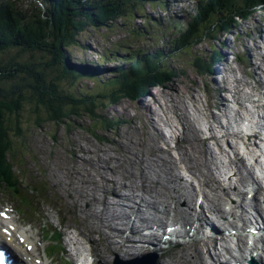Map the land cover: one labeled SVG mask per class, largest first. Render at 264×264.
<instances>
[{
    "label": "rangeland",
    "instance_id": "374dc122",
    "mask_svg": "<svg viewBox=\"0 0 264 264\" xmlns=\"http://www.w3.org/2000/svg\"><path fill=\"white\" fill-rule=\"evenodd\" d=\"M19 1L21 4H27L28 7H31L34 3L32 2L34 0ZM150 1L153 3V0ZM195 1L196 0H178V6L173 7L169 11L166 10L167 12L158 8L149 10L146 7L147 11L145 15L150 16L153 19H157L158 23L155 27L153 26L152 30L148 31L151 37L143 38V40H146L147 42L145 43V46L149 47V44H153L159 38L162 39L164 35L168 36L171 31L169 28L175 30V27H170L171 24L167 20V15H172L173 18H179L177 24H181L187 19V15L184 11L186 10L192 12L193 8H195ZM153 5L157 6V4ZM205 14L206 13H203V15ZM256 14L258 16L255 15L250 20L241 21L237 28L231 31V33H221L223 35H217V33L213 32V34H215L214 37H212L213 34L205 36L200 41V45L198 44L194 49H186L187 51L185 53H189V55L180 53L174 56L173 60H169L168 63L175 67L176 75L162 86L150 89L148 94L143 97L136 99L123 98L113 104L115 100H108L104 93L102 96L99 95L101 90L98 89L97 84L94 85L99 82V80L92 79V81H90L89 79L84 78L78 81L77 77H73L71 86L68 88L69 92L75 94L74 86L78 87V85L82 83V88L85 92L82 93V95L88 93L95 94L98 99L106 102L96 108L95 113L99 114L102 112V115L109 114L117 120L123 119L125 122L121 125H116L113 129H103V126L93 127L95 119H93L88 112L83 111L75 113L73 116L76 117H72V119L68 122L58 125L57 127L56 125L47 126L45 130H36V128H33L39 127L36 125V122H29V124L33 125L31 129L24 132V141L22 142V140L19 139L21 142H19L18 145H15L16 148L14 150L17 155L13 158L10 157L12 158L14 167H19L20 171L19 173L10 172L9 177L13 178L14 174L17 173L21 180H24L30 188H26V185H23L21 187L23 194L21 192H17L16 194L13 192L8 193L4 190V192L8 194L2 193L0 195V203L5 205V201L12 202V204L17 208L19 217L23 222L22 211L24 212V210L22 208H24V205L19 199H22L21 197L24 196L27 200L28 196L31 197L33 195L32 203H38L37 205L41 208L42 214H47L54 219L57 218L60 213L64 217L66 223L69 222L68 226L73 227V229H75V227L79 229L80 227V231L77 235L81 237H85L87 235V237L93 238V234L97 232L96 234L99 236L100 246L102 247V251L100 250V252H105L104 254L102 253L103 257L109 251L115 252V248L112 249L113 245L109 241L110 236L107 235L109 232L105 231L107 229L109 230V228L104 224L101 227L92 223H96L98 216L95 215V212H98L101 206L103 210L106 208L105 211L113 209V213L118 214V207H115L117 206V204H115L116 198L113 199V196L110 194V189L113 187H111L112 184H110V186L108 185L107 188L99 186L101 184L96 187L91 180L99 182L100 177L95 178L94 176H91V180L86 182L84 181L85 178L81 177L79 174H94L95 169L101 171L100 173L106 177H111L114 173H116L118 180L120 179L119 181L123 184H128L129 187H137L138 190L143 191L142 187L147 190L148 186L154 185V180H156L157 177H160L157 179L161 181L162 177L165 176V173L157 172V170L160 169L165 170V164L160 162L158 159L159 157H162L166 163H171L175 168L177 166L174 161L178 164L179 167L177 173L182 175L180 178L181 181H183L184 178H189L195 182L194 177L190 176V178L187 175L186 168L184 166L185 163L180 158L182 151H186V153L191 157L195 154L202 155L204 158L207 156L209 165L211 160V170L213 175H215V178H217V182H221L225 173L227 174L232 171V169L229 168L236 166L237 163L240 162L239 159L243 160L248 169L255 170L256 172L259 171V173L264 172V163H260L259 167H257L255 160L253 165L248 167L249 161H253L254 152L250 150V148L246 149L245 145L242 142H239V131H228L225 128V124H227L229 129H232V125L234 127H238L237 124H239V121L236 117L237 110L247 112L249 115L254 113V108L248 100L251 99V96H249L248 93L250 91L249 87L242 84L239 87L240 90L236 89L237 92L234 94L236 95V97L234 96V99H238V102L227 103L228 105H224V107L217 110L216 103L219 100L218 97H220V95H226V92L220 90L221 85L216 84V81H214V75H207L206 77L200 76L192 68H190L188 64L190 60L189 56L192 52H200L203 56L208 55L211 52V46L214 45L216 47H220L222 53L227 55L226 59L219 64V69L227 68L229 65L238 67V69H235V72H232L229 75L226 73V82L233 79L232 77L237 73H243V75L246 76L242 69L245 70L246 65L249 62L252 65L251 59H255L252 58V54L255 55L256 51L264 45V40L260 41L261 37L264 36V32L261 31L264 27V9H260ZM141 18L142 17L133 20V30L136 31L137 27L141 26ZM117 22L118 24L121 23V21ZM179 28L180 27L177 29ZM255 30L261 31V33H258L255 36V34H252ZM100 33L101 35L99 33L94 34V40L91 42L92 52L88 51L87 53H80L75 51L74 56L77 58H79V56L85 58L88 54H92L90 59L96 60L94 52H109L112 54L111 50L113 51L118 48L121 52L118 53L119 55L129 52V57L123 60H130L136 53L141 54L144 52L140 46L133 47L132 51L130 48L126 47H132V42L138 40V36L144 35L143 32L139 30H137V33H128L125 29L111 31L102 30ZM167 38L169 39V37H166V39ZM162 40L165 41L164 39ZM118 41H121L122 46H117L119 43ZM221 41H223V43L219 45ZM255 43L259 46L256 50L253 49V45ZM233 51H237L239 56L240 54L242 55L247 53L244 57L248 56L249 59H245L240 64H237L236 60L234 61L233 59ZM14 53L15 49L1 51L0 57L4 56V58H8ZM261 58L263 59L264 57ZM86 59L88 58L86 57ZM116 64L117 62L112 61L106 65L114 66ZM110 72L111 71L108 70L105 75L101 77V79H106ZM225 72H223V74ZM250 73L248 75H250ZM215 76L222 79L220 74ZM258 79H261L264 82L262 78L258 77ZM108 86L112 85L110 84ZM109 89V87H104L103 91L108 93ZM177 90L179 93L176 92ZM238 93L240 95L239 97ZM216 112L220 117V120L212 118V113ZM28 114H30V110H22L21 113H19L18 118L21 121L22 127H25L28 124L24 121L27 120ZM253 121L251 122L252 124ZM183 125L185 128L187 127V129H194L199 139L191 130L185 129L186 132H183ZM12 126V124L7 125L9 130ZM144 131H147L148 137ZM234 132L237 134L234 135ZM181 133L183 134L181 135ZM214 135L217 139H215ZM205 137L207 139H204V141L201 140ZM103 138L106 141L102 140ZM199 140L200 143H204V146L208 148L207 151H204V148L200 145ZM152 141L156 142L157 146L159 145L160 151H156L158 147L150 145V143H153ZM193 141L196 143L194 149L190 146V143L193 144ZM238 146L240 154L236 153V148ZM75 148L78 151H76ZM80 148H82V150H79ZM152 148L154 151L151 150ZM164 150L167 152L165 153ZM186 153L183 154V157L188 162L190 159ZM228 155L231 159H233L235 165L228 163ZM198 159H200V156H198ZM19 163L22 164L19 165ZM142 168L145 169L147 177L140 175ZM243 168L246 169L245 166ZM234 182L235 177H233L232 180H229L226 189H224L220 183L219 185L222 190L228 191L229 189L228 192H230V185H235ZM139 187L141 189H139ZM92 188H94V190H92ZM235 188H237V186ZM28 189H31L32 191L30 192ZM126 189L124 187L117 186L115 191H118L117 193L119 195L130 193ZM233 191L234 190H232V192ZM25 192H27L28 196ZM90 192H94V194L98 197L102 196V200H107L109 202L108 205L104 206L98 202L93 205H89V199H91V196L93 195H89L86 198L80 197L82 194L85 195V193ZM100 193L101 196H99ZM228 200V197H226V200L224 199L225 202H228ZM123 201L125 200L123 199ZM123 201L118 200V205L121 204L122 206ZM245 203L248 202L245 201ZM202 204H204L203 206L206 204L204 199ZM61 209H65V211L62 213ZM126 211L129 212L127 209ZM107 223L108 222H106V224ZM73 229L69 228L68 234H70ZM85 229L89 232V234ZM108 243H110V245H108ZM87 247L88 243L83 242V246L79 248V251L84 250ZM91 247L95 248L98 253L96 243L93 240L90 244V248ZM182 247L183 246L176 247L171 251H177L180 249V252ZM189 252V250L183 252L184 256L181 259L183 260L182 263L189 264ZM114 257L115 255L112 253V255L110 254L108 256V260L112 263ZM101 263L104 264V261Z\"/></svg>",
    "mask_w": 264,
    "mask_h": 264
},
{
    "label": "trees",
    "instance_id": "16d2710c",
    "mask_svg": "<svg viewBox=\"0 0 264 264\" xmlns=\"http://www.w3.org/2000/svg\"><path fill=\"white\" fill-rule=\"evenodd\" d=\"M44 6L34 2L31 7L19 0H0V52L15 49L8 58L0 57V182H13L12 158L15 145L25 139V133L36 122L37 129L64 124L79 111L88 112L95 119L93 127H113V119L106 114L95 113L101 101L95 94H84L81 85L74 86L75 94L68 91L71 77L76 74L69 63L70 49L82 47L81 40L101 27H112L115 20L122 18L128 25L134 20V10L140 0H41ZM229 18L225 16L209 23L202 15L192 17L180 28L179 36L170 39L169 54L156 51L155 55H143L135 60L119 55L118 48L105 59L131 62L125 70L123 65L115 67V77L101 85L109 87V99L116 103L121 97H142L150 87L170 81L174 74L167 60L179 51L196 46L215 26L222 29L233 27L235 16L246 18L251 7L264 0H236ZM33 2V1H32ZM212 7L229 6L224 0H210ZM26 5V7H25ZM212 21V22H213ZM214 24V28L212 25ZM147 27V25H145ZM219 30V29H217ZM178 30L175 35H177ZM211 34V33H210ZM81 39V40H80ZM173 53V55H171ZM188 54L189 53H185ZM219 50L213 49L210 56L192 52L188 62L199 74H208L210 61L216 59ZM39 55V56H38ZM50 55V56H49ZM38 58V59H37ZM69 73V74H68ZM112 86H108V85ZM114 88V90L111 89ZM73 92V93H74ZM100 93V95H102ZM117 99V100H116ZM95 100V101H94ZM22 110H30L28 124L21 126L18 116ZM12 124L10 128L7 125ZM55 130V129H54ZM53 130V131H54ZM17 137V138H15ZM12 157V158H10ZM11 178V179H10Z\"/></svg>",
    "mask_w": 264,
    "mask_h": 264
},
{
    "label": "bare ground",
    "instance_id": "6f19581e",
    "mask_svg": "<svg viewBox=\"0 0 264 264\" xmlns=\"http://www.w3.org/2000/svg\"><path fill=\"white\" fill-rule=\"evenodd\" d=\"M184 24H185L184 21L181 24H177L176 23V27L178 28V27H181L182 25L184 26ZM177 30L178 29H176L174 33H176ZM263 72H264V70L262 69V73ZM262 83H263V81L261 79H258L259 87H262V85H261ZM176 92L179 93L178 90ZM236 92H237V90L234 89V94ZM234 94L232 95L233 98L236 97V95H234ZM185 129H187V127L185 128V126L183 125V132L185 131ZM187 130H191L193 132V134L195 133L194 129L188 128ZM144 132H145L146 136L148 137L147 131H144ZM182 134L183 133H181V135ZM195 135L198 138L197 133H195ZM204 139H206V138H203L201 140L204 141ZM152 142L153 143H150V145L158 147L156 149V151H160L159 145L157 146L156 142H154V141H152ZM199 143H200V140H199ZM200 145L202 146V148H204V151H207L208 148H206L204 146V143H200ZM190 146L192 147V149H194L195 146H196L195 141H193V144L190 143ZM75 150L78 151L76 148H75ZM79 150H82V148H80ZM151 150H153V148ZM164 151H165V153L167 152L166 150H164ZM134 153H135V151H134ZM181 153H182V155L180 156V158L184 161V163H185L184 166H185L186 170L189 172V174H191L190 176H192V177L197 179V182L199 184V187H200L199 190H201V193H202V196H201L202 200H201V204L200 205H199V203L198 204L197 203L194 204L195 200H197V197H196L197 194L196 193H192L194 188H193V186H191V183L187 182L192 187V189H189L188 186L186 185V182L180 180L181 176L179 175V173H177V170H178L179 166L174 160H172V161H174L175 165L177 166L176 168L173 167V165L171 163H166L162 157H159L158 158L159 161L162 162L163 164H165V170H161L160 169V170H157V172L165 173V176L162 177L161 181L158 180L160 177L159 178L157 177L158 179L156 178V180H154V185L153 186H148L147 190L142 187L143 191L138 190L137 187H129L128 184H123L121 181H119L120 179L118 180L116 173H114V175L111 176V177H106V176H103V174L100 173L101 171H99L98 169H95V173L94 174L93 173L92 174L91 173L90 174L86 173L87 175L84 174V173L83 174H79L81 177L85 178L84 181H86V182H89L91 180L90 179L91 176H94L95 178L96 177H100V181L99 182H96L95 180H91L95 184L96 187H98V185L101 184L99 186H103V187L107 188L108 185L110 186V184H112L111 187H113V188L110 187L111 188L110 189V194L113 196V199L116 198L117 201L118 200H122L123 201V199H124L125 202L127 203V204H123V205H125V207L122 208V206L120 207L118 205V202L115 201V204H117V206H115V207H118V214L111 213V211L113 212V209L105 211L106 208L103 210L102 206L98 210V212H95V215L98 216V217H97L96 223H92V224L97 225V226H101V227L104 224L105 226H107L109 228L110 233H108V234L106 233V234L108 236H110V240L109 241L113 245L112 249L115 248L114 250L120 249L122 251H127V248H130L133 251H135V249H141V251H142L143 250L142 248H144V249L147 248V246L145 245L147 239H142L141 236H137V235H140V234L144 235L145 234L144 233V229H146L148 226H150V224L148 222H146V218L142 216L143 215L142 209H144L146 206H148L147 209H145V211L150 210V209L153 208V206L156 203H158L157 200L154 201L153 198H149L147 196H153L154 195V197H156V198H158L160 196H164L163 197L164 198L163 202H164V205H165L164 216H167V214H169L170 210L173 211L172 216L171 215L168 216L167 222L180 221V222H178V224H188L190 227L193 228L194 232H197L198 230L203 229V227H202L203 224H205L206 226H212L211 230H214V232H215V231H219L220 230L219 228L226 227L227 225L228 226H235L237 220L241 221L243 224L245 223L244 214H246L247 211H248L245 208V206L247 205V203H245V201H241L244 204V206H240L239 207L240 208L239 209V213H238V215L234 216L233 220L224 221V220L220 219V217L223 216V213H224L223 212L224 199L227 196H229L230 192L222 190V188L220 187L219 183L215 180V176L213 175L211 167H210V165L208 164V161H207L208 157L205 156V158H204L202 155H197L195 153H194L195 155L193 157H191L189 154L186 153V151H182ZM185 153L187 154L188 158L190 159V161H188V162L183 157V154H185ZM96 154H98V153H96ZM132 156H133V154H132ZM198 156H200V159H198ZM145 157H146V155H145ZM129 159H130V157H129ZM239 161L241 162V159H239ZM134 167H136V166H134ZM130 168H129V171H130ZM236 170L239 171V166H238V169H236ZM78 173H79V171H78ZM239 173H241V171ZM140 175L147 177V173L145 172L144 168H142V171H141ZM150 178H152V177H150ZM244 178L246 180H248V176L247 175L244 176ZM162 180L165 181V182H163ZM214 182L216 184H214ZM239 184H241V175L239 176L238 185ZM90 185H92V184H90ZM131 185H132V183H131ZM149 185H151V184H149ZM206 185H208V186H206ZM238 185H237V187H238ZM117 186L124 187L125 189L127 188L126 190H128L130 193H128V194H120L119 195L117 193L118 191L117 192L115 191V188ZM201 186H202V189H201ZM209 187H210L211 190L209 189ZM139 189H141V188L139 187ZM92 190H94V188H92ZM119 191H120V189H119ZM233 192H236V188L235 187H234V191ZM238 193L240 195L244 194V192H241V191L240 192L238 191ZM236 194H237V192H236ZM89 195H93V196H91L92 198L89 199V201H90L89 205H93V204L98 202L99 204L107 206L108 203H109L107 200H102L101 193L99 194V196H101V197L96 196L94 194V192L85 193V195L82 194L80 197L81 198L82 197L86 198ZM103 196H105V195H103ZM163 198H161V199H163ZM181 199H184L186 201V204L182 205V203L180 201ZM203 199L205 200V203H206L205 206H203V204H202L203 203ZM240 199H244V197H240ZM173 201L175 203L174 207L171 206ZM189 204H191L192 206H190ZM197 205H198V207H197ZM251 205H252L251 207L256 208V209L260 210L262 213H264V209L261 208L259 203L253 202ZM128 207H129V212H126V209ZM204 207H207L208 210L205 211ZM101 213H103V214H101ZM129 213L133 214L136 217H134L132 215H129ZM114 218L116 219L118 224L121 226L119 228V230L114 229V227L109 225L108 223H107L108 225L106 224V222H108L109 220H112ZM1 222L2 221H0V223ZM151 222L156 224L157 227H162L161 225L163 224V221L161 219L150 218V223ZM4 226L5 225H2V226L0 225V231H5L6 228ZM125 231H127L130 234H134L136 236L134 237L133 240H128L127 237H122V234H124ZM149 234L153 235V232L152 233L150 232ZM212 234H214V233H212ZM159 236H160V233L158 234V236H154L153 239H156ZM115 237H119L121 239L120 240H116ZM70 238H72V237H70ZM213 238H214V236L210 235V236L204 238L207 241H205V240L199 241L198 246H196L194 248H191L189 250L190 251L189 252V257H188V259L190 260L189 264H211L209 259L211 257H213V255H211V253L209 255L208 242L210 241V246L212 247V249H215V250L217 249V248H215V241H214ZM240 238H242V237H240ZM28 239H30V241H31L30 243L34 244L33 245V250L36 252V246H35L36 245V241H35L36 239L35 238H31V237H28ZM3 240L6 241V237L5 236H3ZM126 242H129V243L125 244ZM110 243H108V245H110ZM201 246L204 247L203 249H205V252L201 251V248H200ZM14 247L20 254L27 256L26 252H29L30 257L35 259L34 256L31 253L32 251H27L24 248L23 244H20V243L16 242ZM226 248H227V245H225L223 247V249H224V252L229 255V260L230 261L232 259L235 260V261H239L241 259H244L243 251H241V254L233 255L231 253V251H229V250L226 251ZM90 251L92 253H96L97 254L95 248L91 247ZM130 252H129V254L124 253V252L123 253L127 257H129V256H131V257L132 256H134V257L137 256V254H133L132 252H131L132 255H130ZM217 254L221 255V253H217ZM183 256H184L183 253L180 254V255H172V256L169 257L168 261L163 262L161 264H184V263H182L183 260H181L183 258ZM120 257H122V256H120ZM79 263L80 264H84L82 259L79 260ZM185 264H188V263H185ZM263 264H264V259H263Z\"/></svg>",
    "mask_w": 264,
    "mask_h": 264
}]
</instances>
